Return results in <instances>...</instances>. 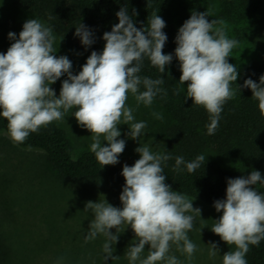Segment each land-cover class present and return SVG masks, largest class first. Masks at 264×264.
<instances>
[{
    "label": "clouds",
    "instance_id": "clouds-1",
    "mask_svg": "<svg viewBox=\"0 0 264 264\" xmlns=\"http://www.w3.org/2000/svg\"><path fill=\"white\" fill-rule=\"evenodd\" d=\"M115 15L118 23L102 35L103 50H93L77 74H73L72 61L66 55H55L54 29L38 18L26 20L18 37L14 32L7 34L13 42L5 53H0V118L7 122V132L2 134L14 144H23L31 133L65 119L72 110L78 126L91 133L89 150L102 168L119 162L126 140L118 139V125H127L125 136L137 141L139 159L132 166H122L125 183L119 195L121 207H114L103 195V199L85 204L83 211H90L92 219L84 241L95 240L98 235L104 238L102 259L106 264L110 257L115 258L113 245L122 233L121 227L124 231L130 226L134 241L125 251L128 264H181L170 250L174 245L191 261L197 251L188 235L193 229L191 213L201 218V212L193 208V199L165 183L164 169L174 159L172 171L192 174L204 165L206 157L199 154L190 161L182 155L173 158L168 152L154 151L149 143H142L147 122L136 121L133 113L140 105L151 107L157 96L165 98L167 90L161 87L163 78L139 73L145 58L165 73L174 55L181 72L180 84L188 82L184 102L191 98L192 105L205 109L209 115L205 134L212 136L218 129L223 106L236 95L232 84L237 81L238 71L227 58L239 40L228 37L222 18L209 21L206 11L193 10L178 28L174 53L165 54L166 24L157 13L139 29L134 26L135 9L130 15L127 4ZM73 35L85 50L95 42L93 31L80 22ZM62 76L66 79L61 81L57 96L50 85ZM235 85L239 92L243 88L251 90V98L258 101L264 117V74L259 82L246 78L242 85ZM129 95L135 100V108L126 103ZM152 115L163 120L162 113ZM226 185L225 197L213 202L215 211L222 214L210 230L227 245L235 246V250L222 255V264H247L249 246H259L264 240V192L255 187H264V176L252 170L247 176L227 178ZM146 245L147 255L143 256ZM208 245L210 258H215L219 253L216 243Z\"/></svg>",
    "mask_w": 264,
    "mask_h": 264
},
{
    "label": "trees",
    "instance_id": "trees-1",
    "mask_svg": "<svg viewBox=\"0 0 264 264\" xmlns=\"http://www.w3.org/2000/svg\"><path fill=\"white\" fill-rule=\"evenodd\" d=\"M14 5L28 10L39 16L54 29L66 43L78 50L91 54L103 50L105 41L104 32L111 31L112 26L118 23L115 13L120 7L127 4L129 14L135 9L134 26L138 29L147 26V20L157 13L164 21L163 31L167 41L162 52L174 53L176 47L175 36L178 28L189 18L193 10L207 12L210 18H222L225 21L226 33L229 38L239 40L240 45L250 47L259 56L258 61L246 65L241 78L237 77V86L243 84L244 79L251 78L259 82L264 74V0H10ZM82 23L94 33L95 42L87 50L74 37L75 27ZM228 62H231L229 56ZM141 76L152 79L161 77L167 90V96L154 100L169 114L172 123L165 131V147L162 152H168L173 158L184 156L185 160H192L206 148L213 149L222 156H227L240 166L236 171L229 169L224 163L206 158L204 165L194 173L186 171L177 173L172 171L174 159L168 161L164 169L165 183L172 190L184 193L188 198L203 202L208 207H214L213 202L225 197L226 179L247 176L250 171L258 170L264 176V117L260 115L251 90L243 88L239 92L235 83L232 88L236 95L223 106L218 129L212 136L206 135L205 125L209 123V115L203 107L192 105V99L184 102L186 86L180 84L179 63L173 55L172 62L166 66V72L160 73L145 58ZM143 90V89H141ZM177 90H179L177 92ZM160 107V108H161ZM161 108V109H162ZM7 132V122L0 118V133ZM26 149L41 151L46 155L49 165L58 172L65 181L77 179L92 180L99 176L103 168L111 179L124 185L121 175L122 166L101 165L96 161L94 154L87 150L77 158L71 156L70 141L66 133L54 125L42 127L36 133H31L23 144H16ZM139 157H129L128 166H132ZM246 169L245 173L242 170ZM259 186V185H258ZM257 188V185L255 186ZM264 192V187L259 186ZM220 215L222 213H219ZM5 240L0 239V246ZM40 248L39 246H36ZM4 249L0 248V252ZM40 251V250H34ZM27 258L17 260L0 259V264H40L32 260L38 253L30 249ZM33 253V254H32ZM32 254V255H31ZM36 254V255H35ZM247 264H264V240L259 246H249L245 256ZM65 260V259H63ZM118 259L115 258V264ZM62 264H83V261L69 259ZM95 264V263H93ZM104 264V263H103ZM122 264V260H121Z\"/></svg>",
    "mask_w": 264,
    "mask_h": 264
},
{
    "label": "rangeland",
    "instance_id": "rangeland-1",
    "mask_svg": "<svg viewBox=\"0 0 264 264\" xmlns=\"http://www.w3.org/2000/svg\"><path fill=\"white\" fill-rule=\"evenodd\" d=\"M32 18H38L48 25L39 16L14 5L10 0H0V53H5L13 42L7 38V34L14 32L18 37L23 23ZM212 20L214 19L210 18L209 21ZM54 35L57 38L55 55H66L72 61L73 74H77L90 53L69 45L55 32ZM230 55V64L237 67L239 78L242 77L246 65L259 59L256 52L244 45L234 48ZM63 79H66V76L50 85L57 96ZM126 103L133 108L136 106L131 95ZM160 107L154 100L151 107L140 105L133 114L136 121L147 122L142 143H149L154 151L162 152L165 147L164 131L172 120L165 109ZM153 112L162 113L163 120L155 119ZM71 114L72 110H69L65 119L53 121L48 125L58 126L66 133L70 141L71 156L77 158L82 152L89 150L91 133L78 126ZM118 129L121 132L118 139L126 140L124 151L119 155V162L116 164L120 167L129 157H139L135 152L139 145L137 141L126 138L125 133L129 130L127 125H118ZM2 133L5 132L0 133V239L6 242L0 246L4 249L0 252V259L27 258L31 249L33 253L34 250H40L35 252L38 254L32 259L40 264H62L69 259L83 261V264H103L104 238L98 235L95 240L85 243L84 236L89 229L92 215L90 211L83 210L88 201L97 202L103 199V196L114 207H121L119 195L122 185L110 178L106 168L92 180L65 181L49 165L43 152L19 147ZM201 154L216 162H221L223 157L229 169H240L237 163L211 148L202 150ZM245 171L246 169L242 170L244 173ZM258 188L257 185L259 191ZM192 203L193 208H199L201 212V218L198 213H191L194 216L193 229L188 233L191 241L197 245V251L191 261L177 251L174 245L170 252L177 256L181 264H222V255L235 250V246L227 245L210 230L220 214L201 201L193 199ZM123 228L124 226L121 227L122 233L113 245V257L118 259L117 264H121V260L122 264H128L125 251L134 241L131 227L124 231ZM110 231L115 233V229ZM212 242H215L219 249L215 258L209 256L208 244ZM147 247L146 245L143 256L147 255ZM115 258L110 257L106 264H115Z\"/></svg>",
    "mask_w": 264,
    "mask_h": 264
}]
</instances>
